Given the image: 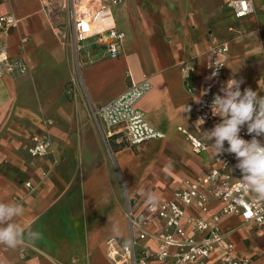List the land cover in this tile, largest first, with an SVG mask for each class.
<instances>
[{
	"label": "crops",
	"instance_id": "obj_1",
	"mask_svg": "<svg viewBox=\"0 0 264 264\" xmlns=\"http://www.w3.org/2000/svg\"><path fill=\"white\" fill-rule=\"evenodd\" d=\"M230 1L124 0L113 11L116 26L126 33L122 53L113 58L90 43L80 72L75 41L59 33L74 20L62 8L69 0L0 2V15L13 12L20 19L9 36L10 53L32 66L21 80L0 79V202L23 209L14 221L21 243L0 244V264H114L109 242L129 237L126 211L132 200L138 199L140 209L147 192L167 201L218 164L207 130L221 118L199 129L187 110L208 80L211 47L229 42L224 83L242 79L243 91L258 90L264 81V0H253L255 12L243 18L235 16ZM98 4H79L78 13ZM191 62L196 69L186 72ZM145 79L153 89L138 107L162 136L136 146L109 144L92 105ZM43 134L51 137L52 152L34 158L28 147L33 136ZM190 136L205 141L208 150L195 152ZM221 205L212 201L211 213ZM196 213L188 210V216ZM222 229L236 257L264 256L262 229L240 216L223 220ZM220 256L217 251L206 264H219Z\"/></svg>",
	"mask_w": 264,
	"mask_h": 264
},
{
	"label": "built area",
	"instance_id": "obj_2",
	"mask_svg": "<svg viewBox=\"0 0 264 264\" xmlns=\"http://www.w3.org/2000/svg\"><path fill=\"white\" fill-rule=\"evenodd\" d=\"M72 1L76 11L73 40L78 72L83 67V41L104 48L113 58L118 57L122 53L126 33L116 26L113 11L124 0ZM94 2H99L94 10L78 13L79 4ZM228 6L238 18L255 12L253 0H231ZM19 23L20 19L13 12L0 15V79L11 77L21 80L32 70L29 61L13 57L10 53L9 36ZM24 41H28L27 37ZM229 50L228 41L217 42L211 47L208 80L198 100L187 106L197 119L213 122L218 118L212 115L210 105L224 83ZM216 66H219L218 74L209 79L212 72L217 71ZM195 69L193 62L185 66L186 72ZM152 89L153 83L145 79L133 84L115 99L92 105V117L106 127L104 138L109 144L115 140L113 143L119 148L136 146L162 136L138 107L140 100ZM241 136L251 139L247 129L241 132ZM190 139L195 152L208 150V144L202 139L196 136H190ZM52 147L48 134L35 135L28 151L34 158H45L52 152ZM216 161L218 164L199 181L177 189L167 201L158 202L154 207L145 205L142 209L137 208V198L130 202L126 211L130 224L129 237L109 242V254L114 264H206L217 251L221 252L219 264H264V256L236 257L235 245L222 229L223 220L240 216L245 224L264 231V199H259L242 182L233 154L218 155ZM212 201L222 203L215 213L210 211ZM191 208L197 209V213L188 216Z\"/></svg>",
	"mask_w": 264,
	"mask_h": 264
},
{
	"label": "clouds",
	"instance_id": "obj_3",
	"mask_svg": "<svg viewBox=\"0 0 264 264\" xmlns=\"http://www.w3.org/2000/svg\"><path fill=\"white\" fill-rule=\"evenodd\" d=\"M216 68L209 79L218 74L219 66ZM242 83V79L230 78L214 95L211 112L221 119L207 130V139L216 157L223 153L234 155L242 182L259 199H264V140L260 139L264 137V95L260 94L264 92V86L258 81V90L245 87L242 91ZM204 122V118H198L195 127L200 129ZM244 127L251 136L250 140L240 135ZM144 195L146 206L154 207L159 201L158 194L154 192ZM22 212V207L16 203L0 202V244L16 248L21 243L22 231L14 221Z\"/></svg>",
	"mask_w": 264,
	"mask_h": 264
},
{
	"label": "rangeland",
	"instance_id": "obj_4",
	"mask_svg": "<svg viewBox=\"0 0 264 264\" xmlns=\"http://www.w3.org/2000/svg\"><path fill=\"white\" fill-rule=\"evenodd\" d=\"M69 4L67 6H63V10H67L68 11V17L71 19V18H74L75 19V7H74V4H73V1L72 0H69ZM73 23H74V20L72 22L71 25H69L65 30V29H61L59 31L60 34L63 35V37H69L70 39H73ZM91 47L90 45V41H83V52L86 51L87 48Z\"/></svg>",
	"mask_w": 264,
	"mask_h": 264
}]
</instances>
